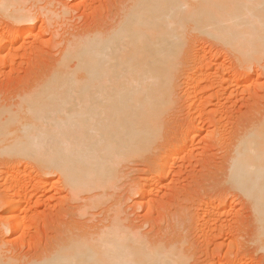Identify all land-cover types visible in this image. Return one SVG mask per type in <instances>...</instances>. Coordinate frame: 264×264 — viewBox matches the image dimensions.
I'll use <instances>...</instances> for the list:
<instances>
[{"label":"bare ground","instance_id":"1","mask_svg":"<svg viewBox=\"0 0 264 264\" xmlns=\"http://www.w3.org/2000/svg\"><path fill=\"white\" fill-rule=\"evenodd\" d=\"M27 4V0H0V12L15 23L34 22L31 12H26L30 7L24 9ZM127 8L120 21L107 31L75 34L67 40L51 72L20 92L24 94L17 103L1 102L0 150L18 159V163L26 161L22 170L18 166L12 168L4 182L13 198L10 199L12 207L6 212L14 214L12 233L24 230L27 220L21 217L26 195L36 196L53 186L46 179L40 182L39 188L31 186L33 165L60 173L70 192L78 196L115 183L117 178L113 175L116 176L119 163L158 134L160 118L169 101L166 99L172 91L170 85L179 67V53L184 48V38L192 34L189 32L205 34L228 45L248 71L264 58V0H134ZM21 32L15 29L8 35L0 33L1 65L14 62L17 55L11 52ZM195 60L194 69L187 65L186 71H195L194 78L199 74L198 79L203 83L213 81L212 89L217 96L221 91L225 95L230 89L248 83V77L238 78L233 74L226 77L225 72L224 75L208 72L201 75L205 71V55L199 52ZM202 82H194L190 94L196 95ZM190 105L192 112L199 108L197 101ZM249 123L242 136L229 144L228 153L232 158L229 179L247 195L255 209L260 230L259 249L264 251V119L257 125ZM196 134L190 138L193 153L199 149ZM171 151L166 154H172L169 162L175 163L180 157L176 149ZM170 167L171 164L164 169L169 172ZM91 200L98 205L102 198ZM222 205H208L204 209L202 219L206 227L216 226L224 210ZM90 206L89 209L94 205ZM117 228L104 230L91 239L86 234L82 241L68 240L67 246L57 248L53 254L28 262L5 254L0 244V264H185L186 257L179 247L151 245L140 234L122 233ZM238 261L233 263L242 264Z\"/></svg>","mask_w":264,"mask_h":264},{"label":"rangeland","instance_id":"2","mask_svg":"<svg viewBox=\"0 0 264 264\" xmlns=\"http://www.w3.org/2000/svg\"><path fill=\"white\" fill-rule=\"evenodd\" d=\"M27 1L29 4L24 9L30 7L26 12L33 14L29 13L34 22L15 23L0 12L1 34L8 35L15 29L22 31L11 52V55H17L14 62L2 64L4 66L0 64V105L3 102L17 103L20 95L24 94L20 92L51 72L68 41L81 33L112 28L134 0ZM189 33L192 34L184 38V48L179 53V67L170 85L172 91L168 88L170 96L168 94L166 100L169 101L163 118H160L158 134L148 138L141 148L119 163V168H115L117 173L114 170L116 176L113 178L117 179H113V187L107 185L103 190L83 192L84 195L78 193V196L71 193L60 173L33 165L31 186L39 188L45 179L52 181L53 186L39 191L38 195L34 193L36 196L33 197L27 196L31 193L26 195L24 202L21 201L24 207L21 220L26 218L27 223L22 228L23 233H12L14 214L6 212L11 209L13 198L5 181L12 168L18 166L22 170L26 161L18 163V159L8 157L0 150V217L3 215L5 219L0 221V227L3 226L0 231L6 228L5 233L0 232V244L5 254L23 262L33 258L38 260L44 254L58 251L57 248L62 249L72 240L91 239L104 230L119 227L117 229L122 233L140 234L151 245L179 247L186 257L185 264H234L237 260L242 264H264V251L259 249L257 215L247 195L229 179L232 158L228 153L230 142H236L242 136L250 121L257 125L264 119V58L260 63L255 62L254 69L248 71L228 45L205 34ZM197 52L205 55V71L201 75H224L225 72L226 77L229 74L238 78L248 77V83L230 89V93L224 92L225 95L222 91L215 95L213 81L204 84L199 81V74L194 78L195 71H186L187 65L194 69ZM189 78L195 80L191 79L193 84ZM196 80L202 83L196 95L190 94V86ZM196 101L199 111L192 112L190 104ZM195 133L199 149L193 153L190 138ZM172 149L173 152L179 149L180 158L175 163L169 162L172 154H166ZM165 155L167 160L163 159ZM170 164L172 170L168 172L164 168ZM93 198L102 200L95 205L97 202L93 203ZM219 204L224 207L220 218H217L220 222H216V226L211 225L215 228L206 227L202 219L204 209L208 205ZM90 205L94 206L89 209Z\"/></svg>","mask_w":264,"mask_h":264}]
</instances>
